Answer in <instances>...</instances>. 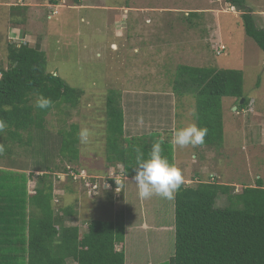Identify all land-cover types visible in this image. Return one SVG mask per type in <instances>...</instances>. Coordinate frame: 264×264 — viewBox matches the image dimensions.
<instances>
[{
  "label": "rangeland",
  "instance_id": "obj_1",
  "mask_svg": "<svg viewBox=\"0 0 264 264\" xmlns=\"http://www.w3.org/2000/svg\"><path fill=\"white\" fill-rule=\"evenodd\" d=\"M245 1L254 11L257 26L264 29V0ZM31 2L33 6L28 7ZM80 4L75 7L76 0H0V69L9 65V43L39 45L45 52L48 72L84 92L77 108L64 106L45 122L47 137L68 143L65 153L72 151L71 140L78 141V160L69 163L59 158L60 169L67 164L65 167L86 170L101 182L110 176L113 169L109 170L106 162V103L111 92L120 96L127 136L156 131L172 137L175 130L196 124L194 100L177 98L173 89L176 70L185 65L242 71L244 94L254 105L238 112L236 99H223L221 149L175 148V163L182 171L183 183L195 185L197 175L204 181L214 177L240 193L245 186H254L258 178L264 180V52L246 35L241 11L224 0H80ZM25 6L30 9L23 13L25 25L10 23L12 8ZM51 8L58 12L52 17ZM194 12L198 17L192 16ZM16 13L21 12L16 9ZM218 44L227 47L221 56L214 53ZM85 127L90 130V140L81 144L77 134ZM30 141L29 164L45 157L39 140ZM3 148L11 155H3V160L19 152L5 144ZM60 185L63 183L54 194V210L60 214L63 208L74 209V217L66 223L79 226L81 234L93 220L110 222L124 217L123 190L114 206L106 202L105 193L90 199L77 183L69 184L70 191L59 189ZM128 189L132 208L129 225L137 224L138 218L142 221L145 214L148 223L162 217V225L171 229L160 243L155 228H144L139 237L130 230L126 264L167 261L175 249V194L172 199H141L136 183H128ZM217 207L242 208L224 196H219Z\"/></svg>",
  "mask_w": 264,
  "mask_h": 264
},
{
  "label": "trees",
  "instance_id": "obj_2",
  "mask_svg": "<svg viewBox=\"0 0 264 264\" xmlns=\"http://www.w3.org/2000/svg\"><path fill=\"white\" fill-rule=\"evenodd\" d=\"M224 1L242 12L246 35L264 52V29L257 26L254 11L245 0ZM76 3L75 7L81 6L80 0ZM16 9L21 13H16ZM12 11L10 23L24 26L27 7ZM57 13L51 11V17ZM198 14L194 12L192 16ZM7 51L9 65L0 69V119L7 125L0 133V145L15 150L17 145L24 148L21 145L39 140L42 153L45 152L43 159L35 161L37 171L45 173L38 177L41 182L59 169V157L49 161V147L60 148L53 151L59 155L63 152L66 157L61 158L66 162L75 163L79 158L78 141L71 140L72 151L65 153L68 143L47 137L45 122L52 112L62 111L64 106L77 108L84 92L48 72L47 58L39 45L9 43ZM173 89L177 98L194 100L196 125L208 130L201 147H223L224 98L236 99L238 112L254 105L244 94V74L240 70L181 65L176 70ZM41 95L52 100L50 108L36 107ZM106 114L109 170L121 164L125 177L134 179L138 156L147 159L153 144H159L162 156L176 166L175 148L166 132L126 136L125 112L117 92L107 97ZM9 151L4 149L1 160ZM31 175L0 169V264H126L124 217L117 222L93 220L87 232L81 234L79 226L66 223V219L74 217V209H63L61 215L55 212L52 189L49 186L47 191L46 181L38 183L35 194H27ZM198 176L195 185L183 183L175 193L174 254L158 264H264V180L258 178L254 186H245L236 193L233 185L219 183L214 177L204 181ZM125 185L126 182L124 191ZM115 188L113 185L114 191ZM114 191H103L105 199L114 201ZM219 196L236 201L242 208H218Z\"/></svg>",
  "mask_w": 264,
  "mask_h": 264
},
{
  "label": "clouds",
  "instance_id": "obj_3",
  "mask_svg": "<svg viewBox=\"0 0 264 264\" xmlns=\"http://www.w3.org/2000/svg\"><path fill=\"white\" fill-rule=\"evenodd\" d=\"M52 104V100L43 95L39 96L36 101V107L39 109H48ZM6 127V122L0 119V133H3ZM207 131V128L199 127L193 123L175 130L170 143L174 148L202 146L205 143ZM77 135L81 144L89 143L91 133L88 128H82ZM3 152L4 148L0 145V154ZM137 164L138 167L136 168L134 180L138 187V195L141 199H150L153 196L165 199L174 198V194L183 184V174L180 168L162 156L159 144H153L151 153L147 159L138 156ZM120 165L112 169H117Z\"/></svg>",
  "mask_w": 264,
  "mask_h": 264
},
{
  "label": "crops",
  "instance_id": "obj_4",
  "mask_svg": "<svg viewBox=\"0 0 264 264\" xmlns=\"http://www.w3.org/2000/svg\"><path fill=\"white\" fill-rule=\"evenodd\" d=\"M30 1H32V0H30ZM33 4H34V2H31V4H29L27 6L28 7H32ZM6 5H7V2H6ZM27 6H25V7H27ZM29 11H30V9H29ZM196 13H198V12H196ZM126 124H127V120H126V116H125V126H126ZM151 133L145 134V135H150ZM134 136H127V137L130 138V137H134ZM139 136H143V135H139ZM59 141L57 140V142H59ZM27 145H30V143L27 142V144L21 145L24 148H20L19 145H17L15 147V150H19V152L17 153V155L15 157L11 158V159L1 160L0 169H2V170H8V171H14V172H17V173H26L27 175L32 174L31 177H29V183H28V187H27V194L30 196V195L35 194V190L39 186L38 183L40 181H39V178L38 177L43 176L45 173L37 171L34 161L31 164L28 163ZM54 148L55 149H52L51 147H49L50 151H46L47 155L50 157L49 158L50 159L49 160L50 162H52L53 160H55L57 157H59L60 159H62L61 156L59 155V152H57V153L54 152L55 150H58V149L60 151V148H57V147H54ZM50 154H51V156H50ZM10 156L7 155V157H10ZM63 157H66V156H63ZM12 159H14V162L11 161ZM63 159L65 161V158H63ZM18 161L20 162L21 167L18 166L19 165L18 164ZM4 162H6V163L3 164ZM58 163H60V161H58ZM65 166L62 169H64ZM28 168H31V169H28ZM62 169H60V167H59V169H56L55 170V173L53 175L51 174V175L48 176V178H46V179H44V180L41 181V182L46 181L45 187H46L47 191H50V189H49L50 187L49 186H51V189H52V205H53V200L55 199L54 194H58V193H56L55 190H56L57 186L59 185V183L60 184L63 183V185H60L59 186V189L65 190V188H66L67 191H70L71 190L69 184L71 185V183H74V182H72L71 180H69L67 178H66V180H68V181L63 180L62 178H59L58 177V174L60 176H61V174H63L61 172ZM128 183H135V180L134 179H127L126 185H125V191H124L125 195L123 196L124 197V204H123V206H125V210H124V215L123 216H124V220H125V229H126V236H125L126 237L125 238L126 241H125V246H124L125 251H126V245H127V242H128V239L127 238H128V235H129L130 230H133V233L137 237H139L140 233L144 230V228H147V229L149 227H152L153 229L155 228L156 229V233L159 236V243H160L167 236V234L169 232L168 229H171L170 226L169 227H166L165 225H162V223H163L162 222V220H163L162 217H159L157 219H154L152 221V223H154V224L148 223V218H147V216H145V214H143V220L142 221H141L140 218H138L137 219V224H135V225L130 224L129 225V219L131 217V210H132V208H131L130 202L128 201V192H129ZM74 184H76V183H74ZM31 188H34V191L33 192H31ZM137 192H138V189H137ZM117 200H118V198H116L114 201L106 200V202L109 203V204L110 203H114L113 205L116 206V202L115 201H117ZM63 209L66 211L68 209V207L67 208H63ZM117 221H119V220H117L116 218H114V219H111L110 222H117ZM173 231H174V229H173ZM152 249H154V245L152 246ZM126 259H127V253H126Z\"/></svg>",
  "mask_w": 264,
  "mask_h": 264
},
{
  "label": "built area",
  "instance_id": "obj_5",
  "mask_svg": "<svg viewBox=\"0 0 264 264\" xmlns=\"http://www.w3.org/2000/svg\"><path fill=\"white\" fill-rule=\"evenodd\" d=\"M215 54L221 56L227 50V47L223 44H218L215 48ZM253 102H251V106ZM118 169V170H117ZM117 169H113L110 173V176L101 182L100 179L94 175H91L86 170L77 169L71 166H68L66 171L59 178L65 177L73 182L79 184L88 198L93 199L99 195H102L103 191L111 192L114 191L113 185L115 188V196L119 197L120 192L124 191V183L127 181V178L124 175L123 166H119ZM112 180L113 183L110 182Z\"/></svg>",
  "mask_w": 264,
  "mask_h": 264
},
{
  "label": "water",
  "instance_id": "obj_6",
  "mask_svg": "<svg viewBox=\"0 0 264 264\" xmlns=\"http://www.w3.org/2000/svg\"><path fill=\"white\" fill-rule=\"evenodd\" d=\"M244 103V99L241 100L240 104L242 105ZM237 110V109H236Z\"/></svg>",
  "mask_w": 264,
  "mask_h": 264
}]
</instances>
